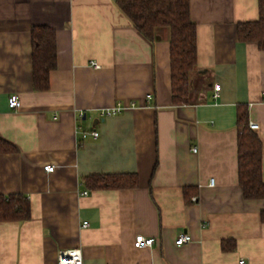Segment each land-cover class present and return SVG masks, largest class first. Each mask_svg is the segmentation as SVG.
Here are the masks:
<instances>
[{
  "label": "crops",
  "instance_id": "crops-1",
  "mask_svg": "<svg viewBox=\"0 0 264 264\" xmlns=\"http://www.w3.org/2000/svg\"><path fill=\"white\" fill-rule=\"evenodd\" d=\"M190 10L192 101L176 106L167 29L147 40L117 0H0V138L17 149L0 153V195L31 206L28 221L0 222V264H57L76 248L84 264H264V199L243 197L237 141L242 106L260 126L264 179V51L238 38L258 0H190ZM34 26L56 31L47 92L33 88ZM118 104L124 112L99 115ZM80 129L100 137L81 141ZM111 174L138 185L84 184ZM142 235L152 247H134Z\"/></svg>",
  "mask_w": 264,
  "mask_h": 264
},
{
  "label": "trees",
  "instance_id": "trees-1",
  "mask_svg": "<svg viewBox=\"0 0 264 264\" xmlns=\"http://www.w3.org/2000/svg\"><path fill=\"white\" fill-rule=\"evenodd\" d=\"M120 11L147 40L154 41L157 32L167 29L170 40L171 96L176 106L190 104L191 76L197 64V24L191 17L190 0H117ZM257 21L241 23L238 38L256 43L264 51V0H258ZM33 88L38 92L50 90L51 72L57 66L56 31L44 26L32 28ZM238 170L243 197L264 199L263 145L248 126L246 107L238 109ZM17 149L0 138V153ZM92 190L134 188L138 185L135 174L96 175L84 179ZM31 218V206L26 196L0 195V222H24ZM264 220V213L262 214Z\"/></svg>",
  "mask_w": 264,
  "mask_h": 264
},
{
  "label": "built area",
  "instance_id": "built-area-1",
  "mask_svg": "<svg viewBox=\"0 0 264 264\" xmlns=\"http://www.w3.org/2000/svg\"><path fill=\"white\" fill-rule=\"evenodd\" d=\"M95 67H99L95 62H93V64ZM215 92H219L221 87L216 84L214 86ZM217 94V93H216ZM217 95H215L214 97H216ZM8 107L10 110L12 111H18L21 109L22 107V103L20 101L19 96L17 95H11L8 100ZM134 106V105H133ZM125 108L118 104L113 108H109L106 110H101L100 114L102 118H109V116H114L117 114H120L122 112H124ZM248 126L250 127V129L252 131H257L260 126L258 124H255L253 122H249ZM79 135L81 138V141H84L86 139H98L100 137V132L98 130H79ZM194 152H196V150H194ZM54 166H45L44 170L46 172L52 173V171L54 170ZM214 181L211 180L210 181V186H213ZM84 195H87L88 192H84ZM193 201H195V198L192 199ZM89 227V222L85 221L82 225V228H87ZM192 240L191 236L189 234H181L179 235V237L176 239L175 244L178 246H183L185 244H187L188 242H190ZM154 239L151 238H146L143 235L142 236H137L135 238L134 241V247H136L137 249H143L144 247H152V245L154 244ZM57 264H84L83 263V254H82V250L81 249H69V251H65L62 252L59 256L58 259V263ZM241 264H244V261H241Z\"/></svg>",
  "mask_w": 264,
  "mask_h": 264
}]
</instances>
